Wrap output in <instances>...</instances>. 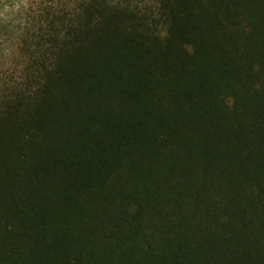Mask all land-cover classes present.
<instances>
[{"label":"trees","instance_id":"obj_1","mask_svg":"<svg viewBox=\"0 0 264 264\" xmlns=\"http://www.w3.org/2000/svg\"><path fill=\"white\" fill-rule=\"evenodd\" d=\"M0 264H264V0L1 5Z\"/></svg>","mask_w":264,"mask_h":264},{"label":"rangeland","instance_id":"obj_2","mask_svg":"<svg viewBox=\"0 0 264 264\" xmlns=\"http://www.w3.org/2000/svg\"><path fill=\"white\" fill-rule=\"evenodd\" d=\"M8 1L9 0H0V6L5 4ZM19 4H20V2L16 3L15 4V8H17ZM25 4H26V1H25ZM9 10H11V9H7L6 12L9 11ZM15 55H16V51L15 50H11V52L9 54V57L7 58V61L5 63L6 67L12 66V64L14 62V58L16 57Z\"/></svg>","mask_w":264,"mask_h":264}]
</instances>
